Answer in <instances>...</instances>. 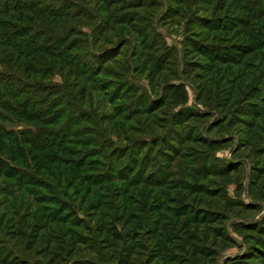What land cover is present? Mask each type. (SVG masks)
Segmentation results:
<instances>
[{
    "label": "rangeland",
    "instance_id": "1",
    "mask_svg": "<svg viewBox=\"0 0 264 264\" xmlns=\"http://www.w3.org/2000/svg\"><path fill=\"white\" fill-rule=\"evenodd\" d=\"M35 1L36 6L42 3L41 12L35 16L29 11L21 12L22 17L32 18L31 24L6 19L16 30L24 25L40 30L41 42H50L54 59L31 47L29 54L56 62V57L64 55L71 64L89 63L95 73L72 79L67 67L60 71L47 62L37 65L48 72L44 85L54 102L56 126L28 124L0 112V125L6 129L60 134L57 143L64 151L50 143L43 150L20 147L27 155L17 162L0 156L6 174L0 176V264H117L116 259L129 241L107 234L99 236L96 229L103 215L104 227L111 233L121 232L116 220L122 219L120 205L124 202L116 194L118 200L110 207L107 196V191L119 188L133 200L128 210L136 216L128 232L149 227L151 223L141 222L144 210L162 199L167 207L213 220L207 225L194 224L189 230L195 238L191 246L208 251V259L200 263L187 254V234L175 219L163 224L157 240L172 235L174 244L183 250L179 253L183 260L176 264H233L238 255L253 246L236 225L259 222L264 215V179L257 189L251 185L252 166L264 167V110L259 106L264 101V91L255 95L264 86V45L257 55L245 57L244 63L222 65L202 55H185V41L192 31L198 33L192 27L199 18L211 20L220 9L217 17L222 16L223 21L243 17L246 22L238 20L239 25L232 31L221 29L215 21L209 23L215 31L207 35L205 45L216 56H223L222 50L233 53L242 43V37L234 36L236 31L255 35L261 43L264 18H255L254 12L264 7V0H248L254 11L249 8L240 12L241 16L223 0ZM54 15L58 17L53 20ZM198 40L201 42V38ZM230 76L238 81V94L224 111L221 90ZM182 87L185 100L178 103L172 95L175 88ZM247 103L257 116L235 120L236 111L249 106ZM174 114L178 118L186 115V137L166 164L158 150L159 141L174 135ZM252 123L255 127L247 128L246 124ZM199 137L206 141L194 143ZM38 142L46 147L42 139ZM45 155L53 157L46 160ZM258 156H262L261 165ZM33 157L39 158L40 165ZM66 160L71 162L63 166ZM73 161L79 162L80 173L92 175L97 185L91 188L75 179L79 174ZM137 169L141 173L133 176ZM205 169L209 178L202 181ZM126 170L131 179H137L127 191L121 182V178H127ZM115 171L120 175L117 182L111 181L113 176L109 174ZM142 178L146 184L138 182ZM98 198L103 206L96 216L93 206ZM223 228L226 238H221ZM141 232L135 238L140 237L138 244L143 248L133 258L146 264L149 250L144 247L151 250L153 246ZM72 236L85 246L79 244L75 251ZM167 253L171 254L168 249Z\"/></svg>",
    "mask_w": 264,
    "mask_h": 264
},
{
    "label": "trees",
    "instance_id": "2",
    "mask_svg": "<svg viewBox=\"0 0 264 264\" xmlns=\"http://www.w3.org/2000/svg\"><path fill=\"white\" fill-rule=\"evenodd\" d=\"M177 3V2H176ZM224 3H229L232 7L234 13L239 14L242 11H248L249 8H252L248 5V0H223ZM221 3V9L224 7ZM42 3L39 4V6H36L35 0H30L27 2H21V0H18L17 3H14V0H0V64L3 66V70L0 71V112L5 111L10 113L12 116H14L17 120L21 122H25L28 124L32 123H38L41 126H56V120L54 119L56 114L52 113V107L54 105V102H51V96L49 95L48 88L44 84L46 83L45 79L48 76L47 71H43L37 67V65H42L43 62H47L55 66L56 69L59 68V70H63V67H67L69 69V77L72 79L86 76L90 72H94L95 69H93V66L90 65L87 62H83L75 64H71L70 59L66 56H58L56 57L58 59L57 63L56 61H49L45 59H38L33 54H29L30 47L34 49H38V52L44 53L48 55L49 57L54 59V55L50 52V46L48 44L50 42H41L43 40L42 38V32L30 30L28 25H24L17 30L13 28V26L9 23V20H15L20 23H28L31 24V17H22L21 12L23 11H29L34 16L38 14V12H41L40 7ZM253 10V8H252ZM18 11L20 13H18ZM217 11V10H216ZM254 11V10H253ZM215 12V11H214ZM218 12H220V9L216 12L218 15ZM18 13V14H17ZM251 14V12H249ZM257 13V12H256ZM254 12V15H257L255 18H259L261 16V19L264 18V7L258 11L256 14ZM250 14L248 16H250ZM214 17L210 19H205L203 17L199 18L197 22L195 23V28L192 27V30H198V33L196 31H192L191 37H189L185 41V55H191V54H198L205 57L207 61L219 64H241L244 63V58L247 56H250L251 54L257 55L258 52L261 51L262 44L260 40L257 39V36L255 35H248L246 32L240 33L239 31H236L234 33V36H237V39H240L242 37V43L237 44L235 47V51L233 53L230 52H224L223 56L221 57L216 56L214 51H210L208 47H206V39L208 40L209 33L212 31H215L211 28V25L209 23H213L214 21L218 24H221L222 28H228L230 31L235 29V26L239 25L238 20H242L243 22H246L243 17H236L228 20L227 22L223 21V17ZM55 17L53 20L58 17L54 15ZM252 16V15H251ZM254 18V17H253ZM9 19V20H6ZM210 20V21H208ZM221 22V23H220ZM53 23V21H52ZM230 24H233L234 26L230 27ZM241 32V31H240ZM46 35V34H45ZM201 38L200 40H198ZM46 40V39H44ZM59 41V40H57ZM56 41V42H57ZM211 49V48H210ZM216 50L215 48H212ZM15 55L18 56V59L15 61ZM260 56V55H259ZM21 57V58H20ZM51 59V60H53ZM22 61V62H21ZM194 66V65H193ZM196 68H200L199 65L195 64ZM194 66V67H195ZM202 70V69H201ZM209 70H211L209 68ZM95 73V72H94ZM264 74V72H263ZM264 85V80H263ZM264 91V86L260 87L257 91H255V95H257L260 92ZM45 93V94H44ZM238 94V81L235 77L230 76L227 86L224 87L221 90V96H220V105L221 109L224 111L228 110V108L231 107L232 103L235 101L236 96ZM173 99L175 101H178V103H182L185 100V92L182 87V89L175 88L173 91ZM261 96V95H260ZM123 98V97H119ZM117 100V99H116ZM120 100V99H119ZM261 105L260 109L264 110V101L260 102ZM247 107L243 106L236 111L237 115L235 120H242L249 118L252 114L251 104L247 103ZM263 105V108L261 107ZM45 116H52L53 118H46ZM257 114H254L253 117H256ZM184 117H186L185 114H183L180 118H178L175 114L172 117V126L174 128L173 134L174 135H168V137H162V139L159 141L160 146L159 149L162 151V158L166 162V164L170 161L174 154L178 152L179 149L183 146L184 138L186 137L184 135ZM1 118V115H0ZM4 118V117H3ZM46 118V119H45ZM60 118V117H58ZM186 122V121H185ZM241 123V122H240ZM247 128H254V123L252 124H246ZM172 132V130H171ZM170 132V133H171ZM51 137H54L51 139ZM60 134H52L49 131H36V133H33L32 130L28 129L25 131H15V130H9L2 125H0V156L1 157H7L12 162H17L20 159L23 160V157H26L27 152L26 151H20V147L23 146H29V149L33 150H43L48 149V145L51 143L57 150H61L60 152H64L61 148L62 144L57 143V140L60 138ZM191 136V135H190ZM63 137V136H62ZM40 139L45 141L46 147H42L38 142ZM189 139L188 141H190ZM197 140H200L197 142ZM194 143H204L206 140H204L203 137H199ZM56 141V142H55ZM181 155V153H180ZM39 157V156H38ZM38 157H33L34 160H37V165H40V160ZM53 157V155H45L43 159L49 160ZM261 165V159L262 156H258ZM2 162V161H1ZM58 163H61V160H57ZM66 162H71L70 160H66L65 163H63V166L68 165ZM75 165V170L77 171V177L75 179H78L80 182H83L90 186L91 188L94 184L95 180L92 179V175H83L80 173L81 166L79 162L73 161ZM78 165V166H77ZM252 177H251V185L253 188L256 189L259 187L260 183L264 179V167L260 168L257 166H252ZM3 168L4 165L1 163L0 165V176L3 175ZM42 169V168H41ZM112 172V171H111ZM141 173L139 169H137V172L134 173L133 176H137ZM74 174V173H73ZM111 176V181L116 182L119 180L118 178L120 175L115 171L113 173H109ZM130 172L126 170L127 178H121V182H124L126 191L131 189V183L134 181H137V179H131L132 175L129 176ZM124 175V176H126ZM129 176V177H128ZM64 177V176H63ZM208 169L204 170V176H202L201 180L206 181L208 179ZM109 180V179H108ZM106 182H109V181ZM143 180V178H142ZM141 179H138V182L141 183H147L145 179L142 181ZM82 183V184H83ZM161 183V182H159ZM161 184L160 186H162ZM159 186V187H160ZM123 188H119L116 190H109L107 191V196H109L110 204L109 206L112 207V202H116L117 197H115L116 194H120V198H122V201L120 207L122 206V219H117V224L121 225V232L114 231V233H111L106 227L103 226L105 224V218L103 215L99 218V227H97V231L99 232V236H103L104 234H107V236H112L116 240L125 242L126 240L129 241L126 248L122 251V254L120 258L116 259L117 264H139L138 261H136L133 257H135L137 254V250H141L140 245L138 244V241L140 240V237L135 238V234H138L141 236V231L144 233V239L147 243H149L150 246H153V248L150 250L149 247H144L145 250H149V255L146 258V264H176L180 260H183L182 256L179 254L183 250L180 249L179 245L174 244V238L172 235H166V239L162 241V239L157 240L159 231L161 230V227L165 222L170 220V218H174L176 221V225L180 227V230L185 231L187 234V240L185 241L188 247L187 254L191 253V257H193L197 262H202L205 259H208V251L207 249H200L195 246H191L192 240H195L193 236L190 235V228L194 225H203V224H209L211 219H207L204 217L190 215V213L185 212L180 209H172V207H167L164 200H160L158 203L152 204L151 207L149 206L147 209L144 210L145 212V218L141 222H149L151 225L147 228L139 227L137 230V233L135 232H128L129 226H131L134 221L133 218H135V213H129L130 209L128 210L129 205H133L132 197H127V195H124L122 193ZM97 190V189H96ZM125 190V189H124ZM116 192V193H115ZM206 193L207 197H210V194L208 192ZM262 200H264V195L261 197ZM112 200V201H111ZM103 201L101 198L96 199V203L93 206L94 212L96 216L99 213V210H101L103 206ZM119 207V208H120ZM113 210V208H111ZM254 210H257V208ZM93 212V211H92ZM117 216V215H116ZM116 216L113 217L114 221L116 219ZM148 217V218H146ZM224 220L223 214H221V221ZM213 222V220H211ZM98 225V224H97ZM79 228H82L81 225H77ZM210 227V226H209ZM237 229L245 232L247 236L250 238V240L253 241V246L247 249L246 252H244L241 255H238L236 259L234 260L233 264H258L260 261L261 264H264V215L261 218L259 222L256 223H241L236 225ZM240 227V228H239ZM209 229H212L209 228ZM44 230V229H42ZM139 232V233H138ZM218 234V233H217ZM73 235V234H72ZM228 237L226 235V232L224 231V228L221 229V238ZM208 238V236H207ZM160 240V241H159ZM73 249L76 251L77 246L79 244H82L85 246L84 242H78V238L71 237ZM137 241V242H136ZM165 241V243H164ZM166 244V245H165ZM171 249H170V248ZM167 249L171 252V254L167 253ZM257 262V263H256Z\"/></svg>",
    "mask_w": 264,
    "mask_h": 264
}]
</instances>
